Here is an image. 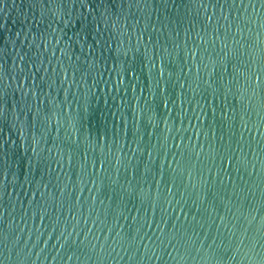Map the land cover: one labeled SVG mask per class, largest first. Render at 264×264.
Returning <instances> with one entry per match:
<instances>
[{
    "label": "water",
    "instance_id": "95a60500",
    "mask_svg": "<svg viewBox=\"0 0 264 264\" xmlns=\"http://www.w3.org/2000/svg\"><path fill=\"white\" fill-rule=\"evenodd\" d=\"M0 264H264V0H0Z\"/></svg>",
    "mask_w": 264,
    "mask_h": 264
}]
</instances>
